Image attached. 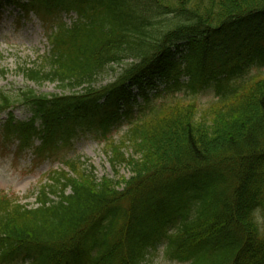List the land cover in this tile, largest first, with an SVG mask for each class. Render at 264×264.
Returning a JSON list of instances; mask_svg holds the SVG:
<instances>
[{
    "label": "trees",
    "instance_id": "trees-1",
    "mask_svg": "<svg viewBox=\"0 0 264 264\" xmlns=\"http://www.w3.org/2000/svg\"><path fill=\"white\" fill-rule=\"evenodd\" d=\"M6 1L50 24L45 60L21 71L60 92L0 91V114L30 113L6 114L0 140L50 159L84 128L106 137L127 123L106 154L130 178L97 179L74 158L35 189V207L0 195V263L146 264L163 243L176 264H264V74L248 75L264 66V0ZM205 89L216 100L201 110Z\"/></svg>",
    "mask_w": 264,
    "mask_h": 264
},
{
    "label": "rangeland",
    "instance_id": "rangeland-1",
    "mask_svg": "<svg viewBox=\"0 0 264 264\" xmlns=\"http://www.w3.org/2000/svg\"><path fill=\"white\" fill-rule=\"evenodd\" d=\"M63 18L67 24L76 19L73 13L69 14V16L63 15ZM48 32L45 25L35 15H23L10 4H4L3 1H0V68L4 70V75H0V91L8 95L15 94L20 89L23 90L25 88H30L40 95L60 92L59 88L50 82L33 84L25 81V76L21 71L23 67H33L45 60V56L49 52V42L46 37ZM180 44L181 48L175 54V59L179 62L182 61L181 57L189 52L186 43ZM258 73L264 74V66L252 68L248 75L253 76ZM113 74L114 70L106 68L97 78V85L103 86L109 83L113 78ZM180 83H186V80L181 77ZM157 86L158 90H162L164 84L158 82ZM155 91V88L146 89V93L150 95L154 94ZM185 91L186 89H183L177 92L176 95L188 98V95L184 94ZM132 94L138 102L141 100L136 87L132 88ZM196 97L201 110L208 109L216 100V96L211 89L200 91ZM162 100H166V97L158 99L157 104L162 103ZM13 114L16 120H25L30 117V113L21 106L14 108ZM5 118V115L0 116V120ZM127 127V123H123L111 130L106 137L97 134L98 131L93 129H83L73 137L70 146L62 147L61 151H57L51 160L36 161L32 157V152H21L16 149V143L11 141L4 143L0 140V194L11 195L17 198L20 204L29 208L35 207V189L39 184L43 183L47 173L56 169H67L58 161L62 157L79 158L81 162H86L85 166L88 169L91 165L93 167V175L97 179L109 177L117 180L121 176L120 180H127L130 178L129 169L126 166H121L120 169L114 172L108 161L109 154H106L109 149L108 143L111 140L118 143L123 138ZM35 144L38 145V142H35ZM128 200L129 198H124L121 201L120 207L122 209H127ZM166 229L173 231L174 221L169 220ZM163 241L164 239H161V242ZM163 246V243H159L156 249L148 250L146 264H176L164 256ZM28 263L29 257L23 254L17 257L16 261L5 264Z\"/></svg>",
    "mask_w": 264,
    "mask_h": 264
}]
</instances>
